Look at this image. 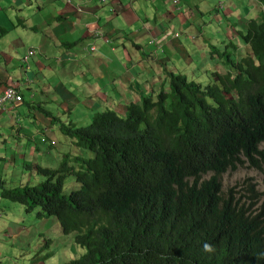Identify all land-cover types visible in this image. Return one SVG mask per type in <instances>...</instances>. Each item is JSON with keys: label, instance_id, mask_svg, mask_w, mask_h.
Here are the masks:
<instances>
[{"label": "trees", "instance_id": "obj_1", "mask_svg": "<svg viewBox=\"0 0 264 264\" xmlns=\"http://www.w3.org/2000/svg\"><path fill=\"white\" fill-rule=\"evenodd\" d=\"M262 19L240 30L244 57L235 42L213 49L228 68H216L214 81L168 71L159 90L107 108L86 128L59 121L69 146L59 168L26 166L47 177L39 183L0 180V200L59 222L72 237L63 264H264L262 192L249 181L226 189L221 179L264 172ZM68 177L78 188L66 194ZM45 238L42 252L55 243ZM54 257L49 250L42 260Z\"/></svg>", "mask_w": 264, "mask_h": 264}, {"label": "crops", "instance_id": "obj_2", "mask_svg": "<svg viewBox=\"0 0 264 264\" xmlns=\"http://www.w3.org/2000/svg\"><path fill=\"white\" fill-rule=\"evenodd\" d=\"M263 14L261 0H184L179 5L175 0H0V96L14 87L25 98L20 106L0 107V142L7 148L0 149V180L19 181L20 168L40 167L36 158H23L25 151L43 158L58 148L64 157L68 144L57 127L65 123L62 118L68 124L91 120L102 109L139 102L146 92L159 90L167 72L178 66L182 71L200 67V61L192 64L194 47L211 34V18L226 25L221 44L235 42L243 52L248 47L239 43V27L251 19L261 22ZM32 50L36 54L26 63ZM216 58L217 68L222 67L212 55ZM56 132L64 139L59 145ZM44 139L48 144H41ZM36 179L33 175L31 181ZM8 231L7 238L21 240L31 233L20 225Z\"/></svg>", "mask_w": 264, "mask_h": 264}, {"label": "rangeland", "instance_id": "obj_3", "mask_svg": "<svg viewBox=\"0 0 264 264\" xmlns=\"http://www.w3.org/2000/svg\"><path fill=\"white\" fill-rule=\"evenodd\" d=\"M224 15V14H223ZM206 19L213 23H210L207 25V30H210L211 34H208L206 37V42H201L197 44L194 47V62L192 63L194 66L198 65V61H200L201 65L200 67H184L183 72L186 73L189 77L192 79H195L197 81H202L204 84H208L211 80H215V77L213 76V73L216 72L217 58L215 60L212 59V55L214 54L213 49H217V51L221 50L222 53H224L227 49L228 44H221L224 40L227 39V35L225 33L226 25L224 24L223 27L218 26L219 21L216 17L211 18L206 17ZM232 20H236L234 17ZM227 21V20H226ZM228 22V21H227ZM220 30V35L218 37L217 29ZM224 28V29H223ZM240 29H244L243 26L239 27ZM238 36V35H237ZM236 36V37H237ZM239 38V43H241V38ZM214 43V44H210ZM177 45V51L178 50ZM200 51L199 53H197ZM242 51L239 53L238 56L241 55V57L245 56V52L247 49L243 48ZM218 58H220L219 55H216ZM167 61H170V56H167ZM221 65L225 67V63L221 62ZM180 66H178V69ZM222 67L221 72L222 74L227 73V67L225 69ZM181 70V69H180ZM178 71V70H177ZM219 72V71H218ZM153 85V80H152ZM142 87H145V85H142ZM150 91L146 92V95L149 94ZM135 94V93H134ZM150 95V94H149ZM126 96H130V92L126 93ZM120 98L119 100H121ZM129 104V103H128ZM112 107L117 108L118 104L112 105ZM82 109V108H79ZM119 109L122 110V106H119ZM91 111V110H90ZM101 111H104L102 109ZM62 120L65 122L64 124H67V118H62ZM88 125H83L87 124ZM91 124L89 117H83L82 120L78 121L76 125L78 128H86ZM55 136L57 138L58 145L60 142H64V139L61 136L60 132H56ZM8 139V138H7ZM17 142V140H16ZM19 142V141H18ZM19 143L26 144V141H20ZM41 144L44 145L43 141H41ZM16 149H19L16 152H19L20 154L23 153V150H21L22 146L16 145ZM3 148L4 150H7L5 146L2 145L0 142V149ZM34 148L36 149L35 152L37 153V146ZM66 149H69V146H67ZM26 155L23 157L24 159L32 158L34 161V158L37 160L35 161L36 166H40L44 169H56L59 168V164L61 163L62 155L61 151L58 148H55L53 150V156H51V153L47 156H43V158H39L37 155H34V157L31 155V151H25ZM78 153V152H77ZM60 156L59 157L56 156ZM51 156V157H49ZM26 166V165H25ZM19 175L24 179V182H28L31 180L32 176H36L37 168H20ZM47 177L44 176H37L36 181L37 183L44 181ZM222 182L224 183V186L226 189L236 187L238 190L241 186H243L248 181L254 184H257L258 190L262 192V196L260 199H264V172H258L254 170H250L247 168L241 169L237 173H229L222 178ZM17 179L15 181H8L9 185H13L12 183L18 184ZM65 193L69 194L71 191L76 190L78 188L77 184L75 183L74 178L68 177V179L65 182ZM40 213V210H37L35 213L28 214L26 212V209L18 204H13L11 202L7 201H1L0 203V264H63L64 258H65V249L68 247V240L72 238L71 236L66 237L63 235L62 231L59 229L61 225L59 222L55 219H50V221L47 220H40L38 217V214ZM55 224V225H54ZM14 225H20V226H26L31 229L30 235H23V237H26L25 239L21 240L19 239H11V236H8L7 238V231L9 228H11ZM9 232V231H8ZM12 233V232H11ZM44 234V236H42ZM14 235V234H12ZM45 237H51V239L55 240V243H53L52 247L46 249L44 252H42V249L45 245H47V239ZM5 242V240H7ZM41 242H43L41 244ZM3 245V246H2ZM24 247L25 250H20L19 247ZM49 250L55 253V257L53 259H48L47 261L42 260L43 255L47 256L49 254ZM80 254L82 255L85 253V249H82L79 247ZM15 257V260L13 259ZM77 256H70L69 259H75Z\"/></svg>", "mask_w": 264, "mask_h": 264}, {"label": "built area", "instance_id": "obj_4", "mask_svg": "<svg viewBox=\"0 0 264 264\" xmlns=\"http://www.w3.org/2000/svg\"><path fill=\"white\" fill-rule=\"evenodd\" d=\"M184 0H175L176 5H179ZM24 97L22 93L14 87L7 88L2 96H0V107H5L7 104H15L20 106L24 103Z\"/></svg>", "mask_w": 264, "mask_h": 264}, {"label": "clouds", "instance_id": "obj_5", "mask_svg": "<svg viewBox=\"0 0 264 264\" xmlns=\"http://www.w3.org/2000/svg\"><path fill=\"white\" fill-rule=\"evenodd\" d=\"M35 54H36V52H35V50H32V51H30V53H29V56L27 57V58H25V62L26 63H28L29 62V59L31 58V57H34L35 56ZM9 88H11V87H9ZM20 91V90H19ZM21 92V91H20ZM22 93V92H21ZM23 95V94H22ZM2 96V95H1ZM25 102V101H24ZM24 104V103H23ZM61 122V121H60ZM43 143L44 144H48V140H46V139H44L43 140ZM54 145H55V143H54ZM262 203H264V199H263V202ZM204 249H205V251H212L213 249H212V246L210 245V244H205L204 245Z\"/></svg>", "mask_w": 264, "mask_h": 264}, {"label": "bare ground", "instance_id": "obj_6", "mask_svg": "<svg viewBox=\"0 0 264 264\" xmlns=\"http://www.w3.org/2000/svg\"><path fill=\"white\" fill-rule=\"evenodd\" d=\"M208 175H210V174H208ZM242 194V193H241ZM259 237H261V236H259ZM206 243V242H205Z\"/></svg>", "mask_w": 264, "mask_h": 264}]
</instances>
